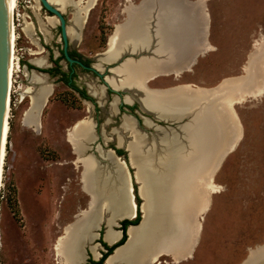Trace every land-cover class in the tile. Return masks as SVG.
<instances>
[{"label":"rangeland","instance_id":"obj_1","mask_svg":"<svg viewBox=\"0 0 264 264\" xmlns=\"http://www.w3.org/2000/svg\"><path fill=\"white\" fill-rule=\"evenodd\" d=\"M195 1L197 0H189L192 4ZM140 2L141 0H97L91 8L87 0H82L79 8L74 4L65 5L62 10H65L67 19L71 20L69 26H77L78 29L74 35L70 34L71 47L80 51L91 63H96L95 56L107 49L116 24L127 18L124 8ZM85 4L89 5L84 7ZM205 5L210 41L216 49L199 57L194 71L184 73L176 80L153 79L149 83L151 87L155 84L181 82L215 85L224 77L243 73L250 51L253 48L255 50L259 43L264 44V0H205ZM89 8L91 9L85 22V11ZM52 16L54 15L39 0H20L15 13L22 68L12 90L10 138L0 194V264H60L56 242L64 233L65 226L77 219L90 202V196L82 183L83 191L81 184L84 166L78 163L79 155L72 153L73 145L68 141V132L78 120L93 117L98 130L103 129L107 148L116 149L119 136L123 135L125 140L130 139L128 130L122 126L126 131L117 129L122 119L114 113L117 99L111 102L115 92L104 96V83L94 72L76 66V84L85 93L95 95L93 98L85 97L61 82L60 75L67 81L70 70L61 56L64 42L61 38L60 21L51 19ZM28 22L32 26H28ZM165 47L157 45V52L163 53ZM121 51L119 48L109 55H101V60L111 61ZM56 58L60 61L58 65L54 62ZM46 62L54 68L62 67L57 70L60 73L56 76L46 75L47 72L43 69L52 68L45 67ZM31 65L34 66L33 69ZM51 88L52 94L42 111L43 128L38 133L24 123V115L31 106L32 96H40L39 101L42 103ZM30 89L33 91L30 92ZM258 96L236 107L243 127L242 137L236 148L228 154L216 176L219 191L212 196L211 209L204 217L203 231L193 256L176 263L170 257L162 256L159 258L160 263L155 264H243L250 248L264 244V93ZM127 99L130 101L132 98ZM155 104L160 110H168L161 98H156ZM189 105L194 108L195 102H189ZM128 109L122 110L123 113L126 111L140 118L137 113V110L141 112L139 104ZM142 126L145 128L143 123ZM190 130L185 126L180 133L158 130L157 139L159 137L160 142L165 145L172 158L171 163L173 159L181 157L177 148L183 144L182 141H188ZM93 138L92 122L82 140L83 156L95 158L85 154ZM182 148L184 150L181 153L186 155L185 147ZM110 153L111 160L115 163L112 170H115L116 175L126 172L119 157ZM122 156L125 159V155ZM96 162L99 170L101 165L97 160ZM109 183L113 199L128 206L125 202V179L115 176ZM130 194L133 195L131 192ZM135 194L139 196L136 184ZM103 209L113 210L112 213H106L109 215L108 222L125 218V215L117 216L110 205L105 208L100 205L88 214L89 219L92 214L101 211L95 229L99 228L103 220ZM87 221L89 222L86 217L84 223ZM92 233L91 230L90 237L86 240L98 235L97 232ZM100 238L87 242L84 248L86 242L79 246L82 254L79 264H92L89 256L91 250H95V244L101 242Z\"/></svg>","mask_w":264,"mask_h":264},{"label":"bare ground","instance_id":"obj_2","mask_svg":"<svg viewBox=\"0 0 264 264\" xmlns=\"http://www.w3.org/2000/svg\"><path fill=\"white\" fill-rule=\"evenodd\" d=\"M81 1L82 0L80 1L51 0V2L56 4L61 9H63L64 6L68 4H74L79 8L81 6ZM87 1L89 4H91L92 7L95 5L97 0H87ZM158 2L161 3L160 5L158 4V9L160 12L156 16L157 17L156 21L158 26L157 34L159 37L158 44L166 46L165 49L169 53V60L171 65L175 67L174 69L177 70L179 68L185 69L188 66H190L193 62H195L193 56L194 53L192 51L196 49V46H198L197 51L204 50L205 48L210 47L209 44H207V42H205V44L202 43L205 33L204 27H202V25L200 24L201 22L197 20V18H195L196 16H194L195 14L193 13L194 11L193 9L197 8L196 10L201 11V19H203L202 21L203 22L204 20L205 22L208 21V13L205 11L206 10L205 0H200L195 4L190 3L189 0H141L139 4L132 3L128 5L127 7L124 8V12L127 13V18L123 22L116 24L113 33L109 37V41H108L109 50L102 55H109L111 53H114L119 48H121L122 51L130 50V49L136 51L145 48L146 45L149 43L148 41L149 37H151L149 36L150 35L149 28L155 30V24H154L155 4ZM89 4H85L83 6L86 7ZM6 5L8 12V24H9V30H8L9 77H8V87H7V101L5 107L3 141H2V149H1V157H0L1 188L3 185L5 160L7 156V149H8L10 129H11L10 113H11V105H12L11 100H12V90H13V74L15 69L14 52H15L16 38L18 37L16 36L15 13L18 6V0H6ZM88 13H89V9L85 11L86 14L84 20L85 22L87 21ZM50 18L57 20V18H55L54 16ZM151 24H153V26H151ZM28 26H32V23L28 22ZM76 29L77 26H71V27L69 26L68 27L69 36H71L72 34L74 35ZM79 39L80 38L78 37V40ZM255 50H256L255 52L249 55L250 56L249 62L245 66V71L247 74L254 72L255 75V90L253 97L254 96L257 97L258 95L264 93V53H262L264 51V44L259 43L256 46ZM117 55H119V53ZM131 63L132 61L129 60L125 62V64H123L122 67H119L114 70V72H117L119 74L121 73V71H124L123 73H121L122 74L121 78L117 79L111 77L108 78V80L116 88L124 87L129 89V87L131 88L132 86H134L132 88H134L136 94L140 93V95L138 94V98H140L144 107L147 110H154V111L160 110L159 108H157L155 104V100L157 97H163L169 100V103L166 104V108L168 110H172L175 113H181V112L183 113L186 110H192L193 106L189 105V102L196 103L197 100L202 102V100H204L203 98L207 99V97H204V94L213 93L214 95L219 91L218 87H217L218 89L215 88L209 89L208 87H205L203 85L200 86L197 84H193L191 82L180 83L166 89H162V88L158 89L155 87H151L149 83L151 80L155 79V77L150 79L149 77L154 76L157 70V66L155 65V56L142 59L140 62V66L139 65L136 66L137 64L136 62L135 65H133L134 67L132 68ZM127 64H129V66H127ZM167 68L165 69L167 70ZM150 70L151 73L149 74ZM147 73L149 74V76H147ZM235 80L236 79L234 78L225 79L224 85L225 84L232 85L234 82H236ZM239 80H243V78L241 77L240 79H238V81ZM52 88L45 95L42 103L39 101L40 96L37 97L36 95H33L31 106L25 112L24 123L30 127H33L37 132L41 128H43V124H42L43 120L41 121L42 111L50 99L49 97L52 94ZM32 91L33 89H30V92ZM43 91H45L44 88ZM250 95H252V93ZM241 99L242 96L237 97V100H239L238 102H241ZM232 104H233V100L221 101L215 104L216 106L214 107V110L215 111L217 110V113L213 110L211 112L212 114L213 113L218 114L219 118H221L220 120H222V123L225 127L224 128L226 134L225 140L227 142L229 141L228 143L231 145L229 147L227 143V148H226L227 151L228 149L232 150L233 147L237 145V143L242 137V132H241L242 129L240 130V126L236 117V113L232 107ZM115 110H117L116 107ZM74 125L75 127H72L69 131V141L73 145L76 154L79 155L77 160L78 163H82L84 166V171L82 175V183L84 184V189L89 194L90 191L94 192L95 189H98L100 191V194L95 192L90 194L92 196L90 206L94 207V202L100 199L101 196L102 199V201L100 199L101 207L105 208L107 205L108 206L110 205L112 207V205L115 203L116 207H113V209L116 215L119 217L124 216L122 209L125 208V206L121 205L119 202H115V200L113 199L112 191L110 190L111 185H109L111 184L109 183L110 179H107L108 173H105L108 169H110V164H111V168H114L115 166V163H113L111 160L112 156L110 152L112 151L109 152L103 151V156L106 158L107 164L104 165L100 164L101 167L98 170L97 169L98 165L95 158H92L91 156H83L84 148H83L82 140L83 137L86 136L87 132L89 131L92 125V119L82 118L78 120ZM122 128L131 132L132 139L133 137L135 138L130 142L128 149H130L129 151L131 152L130 153L131 160L135 169L137 170L136 171L137 179L140 180L139 183L142 184L141 186L142 191L141 188L140 191L142 192L141 194L145 196L146 202L144 204L145 206L144 209L147 215H146L145 225L140 227L132 226V229H129L131 230L132 239L128 244V246L124 247L123 249L120 250V252H118V255L116 257L119 258L129 257L130 258L128 261L129 264H134L135 261L136 264L137 263L141 264L143 261L145 262V260L149 259L150 257H152V259H154L155 262L159 261L160 259L158 252H162V251L163 253L169 252L173 254L176 262H180L184 258L192 257V254L195 251V248L198 244L197 243L198 240H196L197 238L191 240L188 237L189 236L188 231L191 228L192 229L191 231H194L195 232L194 234H196L198 237L201 232L202 223L198 220H196L195 223H193L194 219L193 222H191L188 218V216L191 214H189L188 216L184 214L185 216V218L183 219L184 221L181 222L180 224L175 223V226L172 227L174 225L173 221H177L176 219H178L179 215L181 214V211H183L182 208L185 206L184 200H187L188 196L184 199V197L182 198L181 196L176 195V197H173L165 193L166 195L160 194L156 200L155 194L156 191H158L156 186L159 184L155 182V157L157 158V160H160L165 156H167L168 152L165 148V145L158 144L157 147H151L152 145L147 146L146 143H149L150 141L148 142L146 138H145L146 140H144V137L142 136L141 132H139V130L136 128L135 121L131 116H125L123 118ZM123 142H124L123 137L119 136L120 145H122ZM118 159L125 167L127 166L122 158H118ZM125 170L128 171L129 169H127L126 167ZM163 174H164L163 172L158 173L160 177ZM90 176H93V178H91ZM175 179H177V177ZM160 180L162 179L159 178L158 181ZM174 183L176 184L179 183L178 179L174 181ZM207 184L201 185L202 191L205 193V197L208 196L206 194L208 188H210L211 191L213 189V192L219 191L218 185L214 183H211V185L210 184L207 185ZM91 189H93V191ZM125 189L127 193L126 195L127 201L125 202H127L126 205H128L126 206L127 208L125 209H129L127 213L131 215L134 212L133 211L134 207H136L138 203L136 199H134L136 196L134 197V194L133 195L130 194L131 188L129 189L125 187ZM162 193L164 192L162 191ZM0 194H1V189H0ZM205 205L209 209V205L208 204ZM167 209L168 210L170 209V211L168 212L169 215L167 213L166 214L162 213V211L166 212ZM100 210L102 211V209ZM101 211H97L94 214H92L91 217L88 219L89 222L87 221L86 224L84 223V221L78 222L77 220L76 223L71 222L65 226L64 233L58 238L56 242V254L59 257V259H61L60 264L80 263L82 254L79 246L82 245L84 242H86V239L90 237V231L92 230V228L97 227L101 216ZM189 211H192L193 213L195 212V210L193 209ZM198 213L203 214V210L202 211L199 210ZM86 215L87 213H85V216ZM164 215H166L167 218H164ZM166 219L168 221V224H166ZM112 222L113 220L109 221L110 224ZM172 233H176V236L172 235ZM178 234H180L179 237ZM107 239L110 241L113 240V238L110 237V233L107 234ZM94 248L96 249V247ZM250 251L251 254L245 264H264V244L258 245L253 249L251 248ZM114 260L115 258L113 257L108 261V264H113Z\"/></svg>","mask_w":264,"mask_h":264},{"label":"crops","instance_id":"obj_3","mask_svg":"<svg viewBox=\"0 0 264 264\" xmlns=\"http://www.w3.org/2000/svg\"><path fill=\"white\" fill-rule=\"evenodd\" d=\"M199 1L200 0H197L194 3H197ZM158 4L160 5L161 3H159V2L156 3L157 7H158ZM205 7H206V5H205ZM196 9L197 8L193 9L194 10L193 13L195 14L194 16H196L195 18H197V20H199L201 22L200 24L202 25V27H204V32H205L202 43L205 44V42H207V44H209L210 47H207L204 50H200V51L198 50L197 51V49H198L197 47L198 46H196V49L194 51H192L194 53L193 56H194V61L195 62H193L190 66L185 68L183 71H180L179 69L178 70L174 69L175 67L171 65L170 60H169V53L167 52V50H164V52L162 53L163 56H164L163 59L160 60V61L155 62V65L157 66V70H156V73H155V81L157 79L158 80H160V79H169V78H171L173 80L179 79L180 77H182V75L184 73L194 71L193 68L197 64L199 57L205 55L206 53L214 51L216 49V47L210 41V37H209L210 36V33H209V19H208V21L205 22V20H204V22H203L202 21L203 19H201V11H198ZM159 12L160 11L158 9L157 14H159ZM254 47H255V45H254ZM255 51L256 50H254V48H253V50H251L250 53L248 54L247 61H246L245 65H244V67H243V73L238 74V75H231V76L224 77L218 83H216L215 85H203L205 87H208L209 89H213V88L218 89L219 88V91L216 94H214V95H213V93L212 94L211 93L204 94V97H207V99L203 98L204 100H202V102L197 100L199 102L196 101V103L194 105V108L192 110H189V111L186 110L183 113L182 112L181 113H175L172 110H155V119H154L153 116H151V118L155 120V123H156L155 125H157V124L158 125H163L161 129L166 130V131H170L169 130L170 128H174V129L175 128L176 129L177 128H179V129L181 128L182 129L183 126L189 127L191 129L190 130L191 132H190V134L188 136V141L186 143H184V141H182L181 143H183V144H180L181 146H179V147H181V149H179V147L177 148V151L181 155V157H178V159H176V160L173 159L172 163H171V161H172L171 159L172 158H170L169 154H167V156H165L164 158H162L160 160H157V158L155 157V182L160 185V186L159 185L156 186L158 191H156L155 195H156V200H157V198L159 197L160 194L166 195L165 193H167L169 196H173V197H176V195L177 196H181L182 198L184 197V199L188 196V199L184 200L185 201V203H184L185 206L184 205H183L184 207L182 206L183 207L182 208L183 211H181V214L179 215L178 219H176L177 221H173L174 225L172 227L175 226V223L180 224L181 222L184 221L183 220L185 218L184 214H186L187 216L189 214H191V215L188 216V218H189V220L191 222H193V219H194L193 223H195L196 220H198V221H200L202 223L201 224V232H200L198 237H197L196 234H194L195 233L194 231H191L192 230L191 228L188 231V235H189L188 237L191 240L197 238L196 239V240H198L197 243L199 242V240L201 238L202 231H203V227H204L203 220H204V217H205L206 213L211 209V205H212V201H213V197L212 196H213V194L217 193L215 191L213 192V189L211 191L210 188H208V189L206 188L207 189V191H206L207 193L206 194L208 196L205 197V193L202 191V188H201L202 186L201 185L202 184H207V183H208L207 185H209V184L211 185V183H214V184L218 185L216 183V176H217L219 170L221 169V167H222L226 157L228 156V154L230 152H232L236 148L238 143H239L238 142L237 145H235V147H233L232 150L228 149V151H227L226 148H227V143L229 141L227 142L225 140V137H226L225 136L226 135L225 134V130H224L225 127H224V125L222 123V120H220L221 118H219L218 114H216L217 110L215 111L214 107L216 106L215 104H217V103H219L221 101L233 100L232 107H233V109H234V111L236 113V117H237V120H238V123H239V126H240V130L241 129L243 130L242 123H241V120H240V117H239V114H238V111H237L236 107H237L238 104H242V103H244L246 101H249L251 99H255V98L259 97V96H257V97L254 96L253 97L254 90H255V75H254V72H252L250 74L249 73L248 74L245 73L246 72L245 71V66L249 62V59H250L249 55H251ZM164 67L165 68L168 67L167 70ZM175 70H176V72H175ZM162 71H164V72H162ZM176 73L178 74V76H177ZM241 77L243 78V80H239L238 81V79H240ZM231 78L236 79L235 80L236 82H234L232 85H226V84L224 85L225 79H231ZM181 83H185V82H181ZM191 83L197 84L195 82H191ZM177 84H180V83H174V84H169V85H165V84L164 85H161V84H157L156 85L155 84V86H153V87L158 88V89H161V88L162 89H166V88H170L171 86H175ZM240 84H242V85H240ZM197 85H200V84H197ZM200 86H202V85H200ZM228 86H229V88H228ZM113 87H115V86H113ZM250 87H251V90H250ZM105 90H106V95L108 96V90L107 89H105ZM242 91H244V92H242ZM251 93H252V95H250ZM239 96H242L241 102H238L239 100H237V97H239ZM250 96H252V97H250ZM157 98H161V100L163 102H165L166 104L169 103V100H167V99H165L163 97H157ZM128 101L125 102L123 105H125V106L126 105L133 106L135 103H137V102L133 103V101H129V102ZM116 109L119 110V108H117V106H116ZM117 110L114 113L120 115V113ZM212 110L216 112L215 114L217 115V117H216V115L214 113L213 114L211 113ZM137 113L140 115V114H142L144 112L141 109V112H140V110L139 111L137 110ZM121 119H122V115H121ZM114 128H116V127H114ZM117 129L118 130H124V129L121 128V125L119 127H117ZM145 129L148 132H150V133L154 132V130H155V141L152 140V141L149 142V140H148V142L150 144L146 143L147 146H151L152 145L151 147H157L158 144H162L160 142L159 137H158V139L156 137L157 133H158V130L160 129L159 127H155V129H154L153 127H150V126L146 125ZM242 130H241V132H242ZM124 131H126V130H124ZM129 136H130V139H128V140L124 139V142H123L122 145H120L119 140L116 143V147L117 148L122 149V150L125 151V154H126L125 155V159L123 158L122 155H120V156L125 161V163L127 165L126 167L129 170L124 172L123 174H121L119 176L116 175L115 172H111L110 175L107 174V179L114 178L115 176H117L118 178L125 179L126 187L129 188V189L131 188L130 191H131L132 194H134V197L136 196V194H135V184L138 185V194H139V197L141 199V202H140V204H138L134 208H136V212L137 213L140 210V212H141V220H140V222L138 224H130L127 227L128 238H129V236H132L131 230H129V229H132V226L140 227V226L145 225L146 215H147L146 212H145V209H144V207H145L144 204L146 202L145 201V196L143 194H141L142 193L141 192L142 191V188H141L142 184L139 183L140 180H138L137 176H136V171L137 170L135 169V167H134V165L132 163V160L130 161V159H129V154L131 152L129 151L130 149H128V147H129V144H130V142L132 140L131 139L132 135H131L130 132H129ZM157 140H158V143H157ZM95 145H96V143H95ZM228 145H229V147L231 146L229 143H228ZM182 147H185L186 150L184 152H185L186 155H183L181 153L184 150ZM220 155H221V157H220ZM159 162H160V164H159ZM131 169H133V171ZM168 169H169V171H168ZM165 171H166V173H165ZM160 172L164 173L161 177L158 175V173H160ZM90 177L93 178V176H90ZM176 177H177L178 182H179L177 184L174 183V181L177 180V179H175ZM159 178H161L162 180L158 181ZM81 179H82V176H81ZM181 179H182V181H181ZM180 182H181V184H180ZM81 184H82V182H81ZM131 184H132L133 188H132ZM140 188H141V191H140ZM82 189H83V184H82ZM91 190L93 191V189H91ZM83 191H84V189H83ZM98 191L99 190L95 189L94 192L99 194L100 192H98ZM162 191L164 193H162ZM94 192L90 191V194H92ZM87 194L90 196V202H89L88 208L83 209L81 211V213L78 215L77 219H75L72 223H76L77 220H78V222L79 221H84L86 219V217H87V220H88L89 212L91 214V212L93 210H95L96 208L100 207V202L102 201L101 196H100L101 201H99L100 199L96 200L95 201L96 203L94 202V207H91L90 205H91L92 196L89 193H87ZM134 199H136V201H137V197H135ZM186 201H188V202H186ZM115 202H117V201H115ZM205 204L209 205V209H208V207ZM112 207H116L115 203L112 205ZM192 209L195 210L194 213L192 211H189V210H192ZM103 210H105V213H104V211L102 213L103 220L100 223L99 228L95 229V233L97 232L98 235L96 237H94L93 239L97 240L98 238L102 237L104 242H106L109 245H113L114 243L118 242L123 237L124 232L122 230V223H121L122 220L121 219H117L114 222V224H110L108 222L109 215H106V213L109 212L110 210L109 211L106 210V209H103ZM199 210L200 211L203 210V214H199L198 213ZM169 211H170V209L169 210L167 209L166 212L162 211V213H165V214L167 213L169 215V213H168ZM85 213H87V216H85ZM192 214H194V215H192ZM165 216L166 215H164V218H167V216L166 217ZM191 216H192V219H191ZM134 218H136V216L133 217V219ZM166 224H168L167 219H166ZM100 229L103 231V233H102V231L101 232L99 231ZM112 229L115 230V231H113ZM63 232H64V230H63ZM109 233H110V237L113 238L112 241L107 239V234H109ZM102 234H103V236H102ZM172 235L176 236V233H172ZM191 235H192V237H191ZM195 235H196V237H195ZM179 236H180V234H178V237ZM95 245H96V249L95 250H91V255L89 256V258H92L95 262H97V261H99L101 259L102 255H103V251L105 252V251H107V249L101 242H98ZM121 249H123V247L115 250L113 253L108 255L107 258L104 261V264H108V261L110 259H112L113 257L115 258L113 264H129L128 263V261L130 259L129 257H126V258L116 257L118 255V252H120ZM250 250H251V248H250ZM158 253H159L158 254L159 258H161L162 256H168L171 259H173L174 263H176L173 254H171L169 252H164L163 253V251L162 252H158ZM250 254H251V251L249 252L248 257H247V259L245 260V262L243 264L246 263V261L248 260ZM192 256H193V254H192ZM184 257H186V256H184ZM184 259H187V258H184ZM184 259H182V260H184ZM155 263H159V261L155 262V260L152 259V257H150L149 259L145 260V262L143 261L141 264H155ZM92 264H96V263H92ZM134 264H136V261H135ZM137 264H139V263H137Z\"/></svg>","mask_w":264,"mask_h":264},{"label":"water","instance_id":"obj_4","mask_svg":"<svg viewBox=\"0 0 264 264\" xmlns=\"http://www.w3.org/2000/svg\"><path fill=\"white\" fill-rule=\"evenodd\" d=\"M41 5L47 10L49 11L51 14H53L54 16L57 17V19H59L60 21V29H61V38L64 42V46H63V51H64V55L65 58L67 60V62H69V64L71 66L74 65V63H78L80 64L82 67L89 69L93 72H95L98 77L103 80L104 82V88L107 90H111L113 92H115V97L111 102H114L115 99H117V108L121 105H123L125 102H127V97L132 98L130 101H133V103L137 102L140 105V108L142 109V111L144 113L140 114L139 117H136L135 115L128 113V112H124L122 114V122H121V126L123 123V118L125 116H131L134 121H135V125L136 128L139 130V132H141L142 136H144L147 140L149 141H155V130L154 132L150 133L148 132L144 127H142V123L146 126H150L153 127L155 129V127H159L160 129L162 128L163 125H155V111L154 110H147L142 101L140 100V98H138V94L140 95V93L136 94L134 86H132L131 83V88L129 87V89L126 88H116L113 87V85L110 83V81L108 80V78H121L122 74L114 72L115 69L122 67L123 64H125V62L131 60L132 61V68L134 67L133 65H135V63L137 62L136 66L139 65L140 66V62L142 59L147 58V57H154L155 56V62L160 61L163 59V54L160 52H157V45L158 44V34H157V30H158V26H157V17H155L157 15L158 12V7L156 5L155 7V30H152L151 28H149L150 31V35L151 37H149L148 41L149 43L146 45L145 48L141 49V50H136L133 51V49L130 50H124L121 51L119 53V55H117L115 57V59L111 60V61H102L101 60V55L105 54L109 48L107 47V49L104 52H101L99 54H97L95 57L97 59V62L92 64L91 66H87L86 64H84L81 60L77 59V58H73L70 55L69 49H70V44L72 43V38L69 36V31H68V27L69 24L71 22L70 19H67V16L65 15V10H62L61 8H59L56 4H54L53 2H51V0H39ZM93 7V6H92ZM91 7V8H92ZM89 8V10L91 9ZM151 26H153V24H151ZM150 26V27H151ZM83 28V27H82ZM81 28V31H82ZM9 24H8V12H7V5H6V0H0V157H1V149H2V141H3V130H4V118H5V107H6V101H7V87H8V77H9ZM98 65H100L101 67L99 68ZM137 68V67H136ZM28 69V68H27ZM180 71H183V68H179ZM151 73V70L149 72V74ZM149 74L147 73V76H149ZM46 75L50 76L49 74L46 73ZM120 76V77H119ZM154 76H150V78H154ZM147 79V80H149ZM147 85V84H146ZM106 91V90H105ZM107 96V95H104ZM110 102V103H111ZM129 102V101H128ZM120 113V110H117ZM151 116L154 117V119L151 118ZM90 117V116H89ZM92 119V122L94 123V138L92 139V141H90L89 143V148L91 149L93 146V142H97L98 139L101 137L103 138L104 143H97V147L95 148L94 152L88 153V149L86 150L85 154L87 155H93L96 160L100 163V164H107V160L106 158L103 156V151L107 152V151H112L117 157L121 158L120 155H118V153H116V149L113 148H107V142L105 141V137L103 134V129L100 128V130H98V124L96 123V121L94 120L93 117H90ZM76 124V123H75ZM75 127V125L73 126ZM169 130H173L176 131L178 133H180L181 128H170ZM178 130V131H177ZM135 138L133 137L132 140H134ZM131 140V141H132ZM129 159L131 161V154H129ZM111 172H115V170H112L111 165H110V169H108L105 173H108L109 175L111 174ZM0 189H1V182H0ZM127 208V207H125ZM123 208V214L125 215V218H122L121 220L124 219H133V217H137L138 213L136 212V208H134V213H132L131 215H129L127 213V211H129V209H125ZM113 212V210H110L109 212ZM111 212V213H112ZM95 228L93 227L92 229V234L95 233ZM93 237V236H92ZM132 239V236H129V238L127 239V241L118 246L115 250L121 248V247H126L128 246V244L130 243ZM93 239H89L86 240V243H84V246L87 244V242L91 241ZM114 250V251H115Z\"/></svg>","mask_w":264,"mask_h":264},{"label":"flooded vegetation","instance_id":"obj_5","mask_svg":"<svg viewBox=\"0 0 264 264\" xmlns=\"http://www.w3.org/2000/svg\"><path fill=\"white\" fill-rule=\"evenodd\" d=\"M64 46V45H63ZM69 52H70V55L73 57V58H77V59H79V60H81L84 64H86L87 66H91L92 64H94V63H91V60L90 59H88V58H86L82 53H80V51H78V50H75V49H73L72 47H71V45H70V49H69ZM64 55V51H63V47H62V51H61V56H63ZM63 59L67 62V60H66V58H65V55H64V57H63ZM48 62V61H47ZM46 62V66L45 67H52L51 65H49V63H47ZM55 64L56 65H58V63L60 62V61H58L57 60V58L55 59ZM67 66H68V68H69V70H70V74H69V78H68V80L67 81H65L64 79H63V75L61 74L60 75V78H62L61 79V82H64L65 84H67V86L68 87H73L79 94H81V95H83V96H85V97H89V98H93V97H95V95H93V94H90V92L88 93H85L77 84H76V82H75V73H76V66H78V67H80V68H82V69H84V70H86V71H91V70H89V69H86V68H84V67H82L80 64H78V63H74V65L73 66H71L70 64H69V62H67ZM32 69H33V67H31ZM61 70L62 69V67H59L58 68V66H57V68H54V67H52V68H46V69H43V70H45L44 72H47V74L49 73V75L50 74H52V75H54V76H56V75H58L59 73H57V70ZM40 72V71H39ZM91 72H93V71H91ZM95 73V72H94ZM96 74V73H95ZM52 75H50V76H52ZM97 75V74H96ZM98 76V75H97ZM103 81V80H102ZM104 83V82H103ZM111 94H113V91H111V90H108V95H111ZM103 96V95H102ZM102 96H99L100 98H102ZM97 97V96H96ZM106 98V97H105ZM112 99V98H111ZM110 99V100H111ZM96 103V101H94V103L93 104H95ZM136 104H138V103H135L134 105H136ZM100 109H103L102 108V106H98ZM131 108L132 106H128V107H126L125 105H120L118 108H119V110H120V117H121V115H122V113H123V111L122 110H129L128 108ZM99 109V110H100ZM89 110H91V109H89ZM95 110V109H94ZM70 129V128H69ZM69 133V132H68ZM68 141H69V139H68ZM70 142V141H69ZM95 143H96V145H95ZM97 143H101V144H103L104 143V141H103V139L100 137L99 139H98V141L97 142H93V146H92V148L91 149H88L89 148V146H88V153H91V152H94L95 151V147L97 146ZM73 149H72V153H74V154H76V152H75V150H74V147H72ZM117 152V151H116ZM124 155H126V154H124ZM76 160H77V157H76V159L75 160H73V162L75 163L76 162Z\"/></svg>","mask_w":264,"mask_h":264},{"label":"trees","instance_id":"obj_6","mask_svg":"<svg viewBox=\"0 0 264 264\" xmlns=\"http://www.w3.org/2000/svg\"><path fill=\"white\" fill-rule=\"evenodd\" d=\"M63 57H64V55H63ZM31 67H34V66L31 65ZM116 151H117V153H118L119 155L125 154V151L122 150V149L116 148ZM136 197H137L138 204H140V200H141V199H140L139 196H137V195H136ZM140 220H141V212H140V210L138 211V215H137L136 218H134V219H124V220H122V222H121V223H122V230H123V232H124L123 237H122L118 242L114 243L113 245H109V244H107L106 242H104L103 239H101V242H102V244L106 247L107 251L103 252V255H102V257H101V259H100L99 261L95 262V261L92 259L90 262H91V263H96V264H104V261H105V259L107 258V256L110 255L111 253H113L114 250H115L118 246L124 244V243L127 241V239H128V235H127V227H128L130 224H138V223L140 222ZM102 233H103V231H102Z\"/></svg>","mask_w":264,"mask_h":264},{"label":"built area","instance_id":"obj_7","mask_svg":"<svg viewBox=\"0 0 264 264\" xmlns=\"http://www.w3.org/2000/svg\"><path fill=\"white\" fill-rule=\"evenodd\" d=\"M19 2L20 0H18V5H19ZM18 8V6H17ZM16 22V21H15ZM17 38H16V45H15V69H14V74H13V88L15 86V83L17 81V78L16 76H19L20 75V68H22V56L20 55V52H19V47H18V40H19V34L17 33ZM13 92V91H12Z\"/></svg>","mask_w":264,"mask_h":264}]
</instances>
